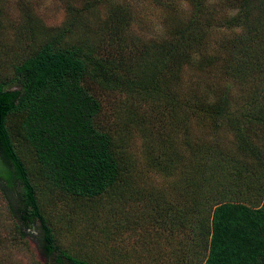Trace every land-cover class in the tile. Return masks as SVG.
Instances as JSON below:
<instances>
[{"label":"trees","instance_id":"16d2710c","mask_svg":"<svg viewBox=\"0 0 264 264\" xmlns=\"http://www.w3.org/2000/svg\"><path fill=\"white\" fill-rule=\"evenodd\" d=\"M93 1L101 0L85 8ZM151 1L169 15L183 2L191 10L139 58L117 55L126 12L115 7L107 34L69 41V27L51 30L0 79V202L10 240L55 264H98L59 245L40 183L79 201L138 198L131 134L99 121V87L134 97L160 124L141 121L137 133L147 165L177 174L179 198L166 203L161 226L181 238L168 241L163 261L264 264V0ZM224 131L233 149L220 145Z\"/></svg>","mask_w":264,"mask_h":264},{"label":"rangeland","instance_id":"374dc122","mask_svg":"<svg viewBox=\"0 0 264 264\" xmlns=\"http://www.w3.org/2000/svg\"><path fill=\"white\" fill-rule=\"evenodd\" d=\"M85 1L89 0H0V79H10L14 63L51 30L69 27L72 36L69 41L82 38L94 41L100 33L104 35L112 30L113 9L123 8L126 24L121 29L123 42L117 55L132 59L139 58L149 44L168 38L169 22L187 16L191 10L185 2L180 14L174 16L151 0L93 1L88 8ZM192 73L187 68L184 79ZM234 89L232 95L237 91ZM95 93L102 103L99 121L112 129H129L128 152L134 163L132 189L138 191V198L123 205L107 198L79 201L65 198L59 191L40 183L43 204L51 214L58 243L63 249L89 257L98 264H178L163 261V256L169 249L168 241L169 244L173 241L171 246H177L181 237L173 234L170 239L161 226V221H167L163 216L166 203L179 198L173 187L177 174L167 176L147 165L144 141L137 133L141 121L149 129L159 128L160 124L153 112L134 97L120 96L99 87ZM221 134L220 145L233 149L234 136L226 131ZM0 201H4L1 194ZM3 209L5 205L0 202V264H35L36 261L55 264L39 249L31 256L10 240Z\"/></svg>","mask_w":264,"mask_h":264}]
</instances>
